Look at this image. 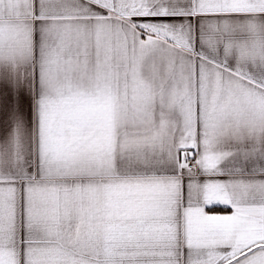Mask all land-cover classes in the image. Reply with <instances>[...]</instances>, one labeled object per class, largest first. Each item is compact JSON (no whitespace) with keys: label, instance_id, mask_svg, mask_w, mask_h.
<instances>
[{"label":"snow or ice","instance_id":"6c2138e0","mask_svg":"<svg viewBox=\"0 0 264 264\" xmlns=\"http://www.w3.org/2000/svg\"><path fill=\"white\" fill-rule=\"evenodd\" d=\"M0 264H264V0H0Z\"/></svg>","mask_w":264,"mask_h":264}]
</instances>
